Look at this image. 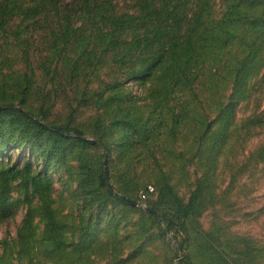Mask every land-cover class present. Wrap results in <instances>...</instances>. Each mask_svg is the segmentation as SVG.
Returning <instances> with one entry per match:
<instances>
[{
  "label": "rangeland",
  "instance_id": "374dc122",
  "mask_svg": "<svg viewBox=\"0 0 264 264\" xmlns=\"http://www.w3.org/2000/svg\"><path fill=\"white\" fill-rule=\"evenodd\" d=\"M223 9V0H213L215 17ZM15 42L1 40L0 85L29 73L22 45ZM243 47L250 53L246 80L232 102L233 82L215 66L162 99L150 93V80L128 76L122 64L102 68V83H93L91 72L77 83L72 73L56 75L33 63L24 106L44 121L107 143L104 158L93 145L82 153L90 165L102 164L118 197L127 200L102 195L90 205L93 197L85 198L78 188L71 152L46 156L27 144L14 147L0 160L47 171V196L55 217L66 225L65 243L52 248L45 240L41 196L17 179L10 193L14 210L0 219V264H264V24ZM113 76L115 98L98 105L110 93ZM165 183L167 197L193 202L191 214L175 219L167 231L155 217L172 212L166 209L171 202H157ZM145 188L149 195L139 201ZM28 207L35 209L33 236L20 247Z\"/></svg>",
  "mask_w": 264,
  "mask_h": 264
},
{
  "label": "trees",
  "instance_id": "16d2710c",
  "mask_svg": "<svg viewBox=\"0 0 264 264\" xmlns=\"http://www.w3.org/2000/svg\"><path fill=\"white\" fill-rule=\"evenodd\" d=\"M124 1L122 4L121 0H0V47L4 39L21 44L24 66L29 72L21 73L11 85H0V157L22 144L38 148L46 156L71 152L77 161L78 188L85 198L93 197L89 199L90 205L95 196L102 195L127 200L118 197L102 164L90 165L82 153L93 145L104 151V158L109 154V146L101 139H87L75 128L44 121L24 106L34 76L33 63L56 75L72 73L77 83L87 72L96 75L93 83H102L99 75L102 68L122 64L128 69V76L150 80V93H158L162 99L178 85L189 84L195 77L199 79L205 69L208 72L215 66L224 70L225 78L233 82L232 102V96L237 97L243 91L246 80L244 66L250 53H245L243 46L264 24L261 16L264 0H223L224 9L219 17L214 16L213 0ZM116 82L117 77L113 76L110 93L102 101L96 99L98 105L106 106L115 98ZM12 87L17 94L10 90ZM110 111L116 113L114 107ZM31 172L28 163L9 164L0 160V219L14 210L10 193L12 183L20 179L25 190L31 187L40 194L45 240L52 248H59L65 243L66 225L55 217L47 196L51 179L46 170L43 174ZM165 188L166 183L158 189L157 202H171L166 209L172 212L162 210L155 217L157 222L166 223L164 231H167L175 219L191 214L193 202L167 197ZM141 191L144 198L140 197ZM148 195L147 188L140 189L139 201H145ZM149 207L153 213L155 209ZM34 211L28 207L23 216L18 233L20 247L33 236Z\"/></svg>",
  "mask_w": 264,
  "mask_h": 264
},
{
  "label": "built area",
  "instance_id": "2783aa9c",
  "mask_svg": "<svg viewBox=\"0 0 264 264\" xmlns=\"http://www.w3.org/2000/svg\"><path fill=\"white\" fill-rule=\"evenodd\" d=\"M148 189L151 190L152 187L148 186ZM140 197L144 198L145 197V193L143 191L140 192Z\"/></svg>",
  "mask_w": 264,
  "mask_h": 264
}]
</instances>
